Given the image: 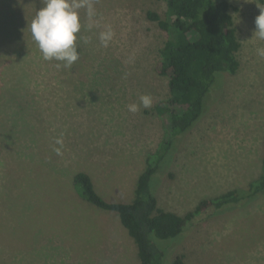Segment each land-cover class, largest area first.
<instances>
[{
  "label": "rangeland",
  "instance_id": "374dc122",
  "mask_svg": "<svg viewBox=\"0 0 264 264\" xmlns=\"http://www.w3.org/2000/svg\"><path fill=\"white\" fill-rule=\"evenodd\" d=\"M240 49L236 75L221 76L204 112L177 138L150 189L158 207L185 216L203 200L247 189L264 159V57L253 37L257 0H227ZM98 25L87 30L79 59L57 68L31 38L42 0H0V264H140L116 213L96 209L73 189L87 174L109 203H129L148 155L166 140L157 105L167 78L155 72L174 37L147 19L166 18L164 0H93ZM110 26L105 47L99 33ZM150 95L152 106L136 113ZM63 139L56 155L55 139ZM162 264H264V194L221 210L208 208L175 239L155 241ZM160 244V246H159Z\"/></svg>",
  "mask_w": 264,
  "mask_h": 264
},
{
  "label": "trees",
  "instance_id": "16d2710c",
  "mask_svg": "<svg viewBox=\"0 0 264 264\" xmlns=\"http://www.w3.org/2000/svg\"><path fill=\"white\" fill-rule=\"evenodd\" d=\"M166 18L154 12L147 19L175 36L160 51L155 66L158 76L167 78L168 95L157 105L166 134L165 142L148 155L144 171L138 176L134 197L129 203H109L94 189L91 178L76 173L73 189L80 199L104 212L116 213L133 240L140 264H162L165 252L155 241L165 242L180 236L201 218L205 207L221 210L245 203L264 194V159L261 173L247 189H236L201 201L185 216L164 211L150 189L153 176L162 168L174 141L186 135L204 112L208 95L224 73L236 75L240 43L227 0H164ZM264 6V0H257ZM168 155V156H167ZM160 246V244H159ZM171 264H184L177 256Z\"/></svg>",
  "mask_w": 264,
  "mask_h": 264
},
{
  "label": "clouds",
  "instance_id": "9594fccd",
  "mask_svg": "<svg viewBox=\"0 0 264 264\" xmlns=\"http://www.w3.org/2000/svg\"><path fill=\"white\" fill-rule=\"evenodd\" d=\"M42 4L43 6L36 11L31 24L27 25L31 38L38 46L44 60L59 62L56 64L57 68H71L79 59L77 40L89 42V38L79 36L82 29L79 10H86L88 31L99 23L94 2L93 0H42ZM258 7L260 14L255 18L256 29L253 37L264 41V7ZM112 36L111 27L106 26V31L99 33V40L103 46L107 47ZM256 54L264 57V47L257 48ZM139 101V104H129L128 110L136 113L141 106L147 109L153 103L150 95H141ZM55 144L60 147H54L53 151L58 156L62 155V136L55 139Z\"/></svg>",
  "mask_w": 264,
  "mask_h": 264
}]
</instances>
